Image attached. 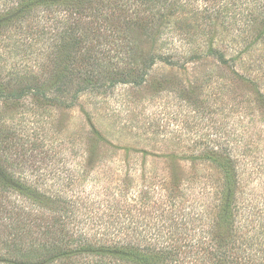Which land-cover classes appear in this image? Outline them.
I'll return each mask as SVG.
<instances>
[{
  "label": "trees",
  "instance_id": "trees-1",
  "mask_svg": "<svg viewBox=\"0 0 264 264\" xmlns=\"http://www.w3.org/2000/svg\"><path fill=\"white\" fill-rule=\"evenodd\" d=\"M204 51L250 89L232 98L226 75L206 73L211 124L189 98L205 133L184 140L188 123L182 151L153 155L165 168L151 181L131 162L142 151L91 125L87 147L65 137L74 168L51 186L30 178V164L56 158L44 151L52 132L27 142L0 108L1 262L264 264V0H0V101L27 115L142 91L156 67L185 70ZM220 106L229 114L217 125ZM101 148L122 157L100 159Z\"/></svg>",
  "mask_w": 264,
  "mask_h": 264
},
{
  "label": "rangeland",
  "instance_id": "rangeland-1",
  "mask_svg": "<svg viewBox=\"0 0 264 264\" xmlns=\"http://www.w3.org/2000/svg\"><path fill=\"white\" fill-rule=\"evenodd\" d=\"M206 54V51L202 52L200 54L202 59L193 60V64L185 70L156 67L150 73L149 84L142 91H130L128 93L129 90L125 87H119L113 95L96 100L84 96L71 109H57L38 113V115H27L20 108H5L2 101H0V108H4L9 113L10 119H13V125L26 132L22 135L27 137L25 138L27 142L28 139L35 138V132L41 133L43 126L47 132H52L50 137L47 138L44 151L48 150L49 155L57 153L56 158L49 159L46 162L48 164L44 165L38 162L30 164L29 168L27 167L26 175L35 179L43 176L41 180H47V183L51 186L58 180L60 175L66 172L69 165L73 168L77 165L75 157L77 153L74 148L70 152L66 150L67 155L62 151L66 149L64 145L65 137L67 138L72 134L77 137L81 136V147L84 145L87 147L89 142L84 139L91 125L103 139L112 143L113 146L132 151H142L143 155L132 156L131 162L139 160V165L141 167L143 165V169L148 172L147 180L151 181V176L154 173H159L165 168L162 160L153 155L166 156L170 153L182 151L181 148L185 146L178 145L176 140L177 136L186 133L185 131L189 127L188 123H190L191 128L182 137L184 140L190 142L199 139L198 137L205 133L202 130L204 125L202 127L195 125L196 112L194 111L195 108L188 104L190 103L188 102L189 98L197 99L200 102V114H198L200 118L198 121H202L207 126L211 124V119L207 117L208 110L204 111V107L207 105L206 102L210 100L209 95H212V89L205 88L202 91L198 89L206 73L214 71V75L218 79L226 75L228 81H230L228 87L232 98L243 99V93L250 89V86L243 85L236 74L220 66L217 67L216 60L205 57ZM5 75L7 74L5 73ZM158 82L163 83L172 92L156 95L159 88ZM183 92L185 98L180 99L179 96H182ZM214 109L218 112L214 115L218 125L229 113L226 111L225 106ZM29 148L31 147L29 146ZM78 149L79 146L75 147V150ZM98 156L100 159L106 158L109 161L121 159L122 157L121 154L107 148H101ZM66 162L71 164L66 165ZM23 168L25 167L23 166ZM51 171L57 174H52ZM20 172L23 173L24 169ZM22 173L17 174L21 175ZM0 264L9 263L0 261Z\"/></svg>",
  "mask_w": 264,
  "mask_h": 264
}]
</instances>
